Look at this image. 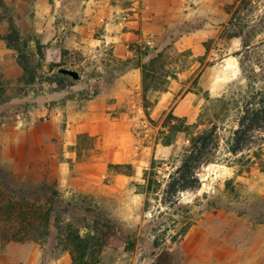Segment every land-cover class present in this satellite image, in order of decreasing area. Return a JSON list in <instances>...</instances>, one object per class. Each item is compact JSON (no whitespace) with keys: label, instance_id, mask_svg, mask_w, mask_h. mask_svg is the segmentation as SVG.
Returning <instances> with one entry per match:
<instances>
[{"label":"rangeland","instance_id":"374dc122","mask_svg":"<svg viewBox=\"0 0 264 264\" xmlns=\"http://www.w3.org/2000/svg\"><path fill=\"white\" fill-rule=\"evenodd\" d=\"M239 9L242 22L255 27L248 39L262 42L256 52L264 57V0H0V173L13 186L55 181L64 200L82 195L104 211L120 239L97 264H156L162 251L167 264H264V132L231 153L239 106L218 115L213 109L226 85L239 78L233 55L240 40L227 26ZM209 20L217 26L202 45L200 32L174 31ZM6 36L18 51L7 47ZM172 41L166 90L181 80V91L191 92L198 108L195 121H185L188 131L174 134L165 147L158 137L166 132V117H180L152 112L164 84L150 85L144 102L140 70L134 89V74L121 79L134 69L120 64L132 56L131 44L160 48ZM61 67L79 79L59 74ZM90 103L98 115L87 114ZM94 122L99 135L76 133L79 124ZM211 129V163L195 171L198 189L177 194L178 207L152 200L146 210L142 175L150 162L167 180L190 136ZM117 164H129L133 176L108 169ZM42 254L36 243L0 242V264H51L63 255Z\"/></svg>","mask_w":264,"mask_h":264},{"label":"trees","instance_id":"16d2710c","mask_svg":"<svg viewBox=\"0 0 264 264\" xmlns=\"http://www.w3.org/2000/svg\"><path fill=\"white\" fill-rule=\"evenodd\" d=\"M243 20L245 16L239 9L233 13L227 24L236 31L233 37L240 40V51L233 55L237 60L239 78L227 84L225 92L213 101L216 115L227 110L230 105L239 106L237 129L233 132L234 146L230 148L231 153L242 152V146L250 143L255 136L260 135V132H264V57L256 52L262 42L254 44L250 42L248 36L254 33L255 27L248 26L247 22H242ZM202 26V23L190 26V23L186 22L174 31L182 35ZM2 40L7 47L18 51L11 38L6 36ZM171 49L175 50L173 41L160 48L157 44L150 43L129 46L132 56L120 65L124 69L140 70L144 102L150 85L155 88V83L164 84L162 92L166 91V84L171 78L167 61V55L173 53ZM18 63L22 65L21 58H18ZM22 69L25 75V66H22ZM148 107L147 104L144 106V108ZM172 121L174 124L171 123ZM163 127L166 132H159L158 138L159 143L165 147L172 144L174 134L185 133L189 129L184 118H177L171 113L167 115ZM213 143V129L190 136L188 145L180 156L179 166L168 174L167 180L160 178L159 166L152 160L142 175L145 209H148L152 200L160 201L161 206L168 204L170 207H178L177 194L187 190H197L199 179L195 171L211 163ZM108 169L128 177L133 176L129 164L109 165ZM125 169H129V172ZM162 186L164 189L159 197ZM156 213L160 216L164 212L157 206ZM149 222L146 227L149 226ZM189 227V222L185 223L179 230V236L183 237ZM82 229L86 231L83 235ZM141 230L143 231V227ZM119 236L120 232L116 224L104 211L96 210V206L92 205L86 197L79 195L76 200H64L57 189L56 182H48L46 179L38 183L21 180L13 186L0 173V242L2 245L32 242L41 246L43 258L47 253L50 256L54 254L57 256L56 253L58 255L67 253L70 258L69 264H97L104 249L115 248V241L120 239ZM127 238L128 236H125V239Z\"/></svg>","mask_w":264,"mask_h":264},{"label":"crops","instance_id":"0c3cea01","mask_svg":"<svg viewBox=\"0 0 264 264\" xmlns=\"http://www.w3.org/2000/svg\"><path fill=\"white\" fill-rule=\"evenodd\" d=\"M207 7L210 9L212 8L209 5ZM189 14L190 12L186 13L185 16H188ZM215 26H217L216 22L213 20H209V21L204 22V25L201 28L193 30L188 35L191 36L193 35V33L200 32L201 34L198 36V41H199L198 43L202 45L203 43L208 41V39L213 37L212 33L214 30L213 28H215ZM132 74H134L136 78V80L134 81V84H135L134 89H137L139 87L138 86L139 72L137 69L131 70L126 75H124L121 79L128 80L130 79ZM183 86L184 84L181 80H173L168 86V89L158 97V100L155 103L152 109V112L154 114L155 113L157 114L158 112H161L163 110H169V111H172L174 115H177L180 118H184L185 121L188 123L194 122L195 117L197 115L196 111H197L198 105L193 104V98H192L193 94L191 92L184 91L185 89L183 90L184 92L181 91ZM128 92H132V91L129 89ZM174 98H177V99L175 103L173 104V106H170ZM93 106H94V103H90L88 105V111L90 112L87 114L90 116H95L96 114L97 115L99 114L97 112L96 113L94 112L95 110L91 108ZM93 124L89 126H84V124H79L77 128L78 130L76 131V133L86 132L89 136L99 135V133L101 132L100 129L98 128L99 124H97L96 122H94ZM69 263H70L69 255L67 253H64L62 257L52 261L51 264H69Z\"/></svg>","mask_w":264,"mask_h":264},{"label":"water","instance_id":"95a60500","mask_svg":"<svg viewBox=\"0 0 264 264\" xmlns=\"http://www.w3.org/2000/svg\"><path fill=\"white\" fill-rule=\"evenodd\" d=\"M57 72L63 76H68L72 80H78L79 75L75 70L66 69V68H58ZM168 253L166 251L160 252V254L157 256L156 264H167L168 262Z\"/></svg>","mask_w":264,"mask_h":264}]
</instances>
